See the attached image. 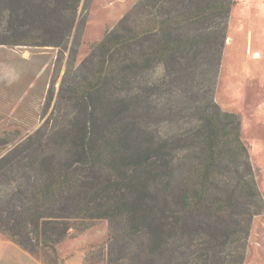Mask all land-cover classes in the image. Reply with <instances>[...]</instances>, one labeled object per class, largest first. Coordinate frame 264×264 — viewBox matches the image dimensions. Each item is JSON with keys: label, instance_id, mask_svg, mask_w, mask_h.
Wrapping results in <instances>:
<instances>
[{"label": "trees", "instance_id": "trees-1", "mask_svg": "<svg viewBox=\"0 0 264 264\" xmlns=\"http://www.w3.org/2000/svg\"><path fill=\"white\" fill-rule=\"evenodd\" d=\"M79 3L0 0V45L66 46ZM234 4L137 0L65 72L56 103L71 115L58 143L66 157L32 155L40 129L19 146L27 144L19 157L28 163H0V178L13 184L0 197V232L37 258L106 220L120 243L107 264H243L264 200L241 119L213 97ZM182 119L189 131L152 135ZM181 152L190 154L182 169Z\"/></svg>", "mask_w": 264, "mask_h": 264}, {"label": "rangeland", "instance_id": "rangeland-1", "mask_svg": "<svg viewBox=\"0 0 264 264\" xmlns=\"http://www.w3.org/2000/svg\"><path fill=\"white\" fill-rule=\"evenodd\" d=\"M234 2L213 97L223 111L241 119L242 139L248 145L255 181L264 200V0ZM136 3L80 0L76 25L69 42L61 48L0 45V163H28L19 157L25 154L27 144L19 146L35 138L40 129L45 137L34 139L33 150L31 145L28 148L32 155L34 151V155L41 153L46 162L51 157L52 163L66 157L58 143L64 129L70 127L71 115L64 116L66 110L57 109L56 103L65 72L78 67L92 44L101 41ZM5 19L0 14V31ZM189 128L188 119L178 124L164 120L152 128V135L156 140L171 138ZM17 147L20 149L12 152ZM175 157L176 168L190 164L186 163L189 153ZM12 186L0 178V197ZM113 231L117 234L116 229ZM117 239L110 240L108 222L98 220L88 230L70 232L55 253L42 251L35 258L0 232V264H107L109 247L116 251L120 245ZM243 246V264H264V214L253 217Z\"/></svg>", "mask_w": 264, "mask_h": 264}, {"label": "crops", "instance_id": "crops-1", "mask_svg": "<svg viewBox=\"0 0 264 264\" xmlns=\"http://www.w3.org/2000/svg\"><path fill=\"white\" fill-rule=\"evenodd\" d=\"M237 1H241V0H237ZM1 234H3L2 232H1ZM3 236H5L4 234H3ZM6 237V236H5ZM6 239H8L7 237H6ZM9 240V239H8ZM10 241V240H9Z\"/></svg>", "mask_w": 264, "mask_h": 264}]
</instances>
